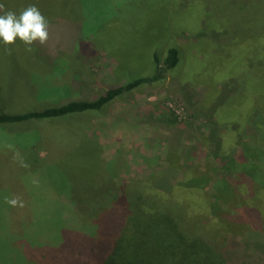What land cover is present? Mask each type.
Listing matches in <instances>:
<instances>
[{"label":"rangeland","instance_id":"374dc122","mask_svg":"<svg viewBox=\"0 0 264 264\" xmlns=\"http://www.w3.org/2000/svg\"><path fill=\"white\" fill-rule=\"evenodd\" d=\"M0 2L17 15L35 5L50 24L31 52L0 41V101L14 114L96 100L180 52L165 81L100 112L0 126V264H103L127 195L157 188L164 196L148 199L195 216L203 238L235 240L229 264H264V167L244 178L247 145L264 162L263 118H243L253 101L264 108V0ZM107 193V206L95 202ZM14 197L24 207L5 202Z\"/></svg>","mask_w":264,"mask_h":264},{"label":"trees","instance_id":"16d2710c","mask_svg":"<svg viewBox=\"0 0 264 264\" xmlns=\"http://www.w3.org/2000/svg\"><path fill=\"white\" fill-rule=\"evenodd\" d=\"M191 1L193 0H189V2ZM178 15L180 16V14ZM204 34L206 37L210 36L212 39L211 34L209 35L207 32ZM230 59L233 60L234 57H230ZM155 63L156 72L154 76L139 79L126 86L108 88L103 95L93 101L71 100L65 105L47 108L41 111L14 114L15 112L12 109L9 110L6 107L8 101L2 99L0 106L4 110L0 111L4 112L0 114V126L20 125L32 121H48L45 127H50L60 121L72 123L73 121L80 120L82 117L87 116L89 112H100L120 97L127 93L135 92L141 86L156 85L165 81L168 74L178 67L180 63V52L177 48L172 47L166 52L163 60L156 55ZM48 68L50 71L53 65H49ZM258 98L263 102L261 95L257 96L256 99L258 100ZM24 101L22 100V102ZM261 106L262 104H256L253 101L251 111L243 117L248 124L249 121L255 120L256 116L257 119L259 116L260 119L261 117L263 118V123H261L263 125H259L256 128L259 135L260 131L264 133V108L261 110ZM72 115L80 116L64 120ZM250 146L252 147V151L248 149L249 145L246 146L245 156L247 157V164L245 165L247 168L244 171V178L248 180H251L264 167V162L262 161L263 151L260 150L261 147L255 145ZM225 162H227L226 167L229 169V163L232 164V158L229 156L226 157ZM107 178L111 180V184L114 183L113 180L115 178L113 179L109 176ZM262 184L264 190V183ZM132 194L134 196L127 195L131 204L127 220L123 225L124 227L119 238L115 241L112 250L108 253L103 264H229L228 259L234 256L232 249L238 246L235 240L230 243L229 246L231 247L226 245L227 239L214 244L212 239L206 240V238L201 236V229L205 230V226L200 227L197 223L198 219L195 216L184 219L181 216V209L169 210L160 202H155L154 198L153 200L148 199L149 197L152 198V196H164L162 189L157 188L150 195L146 193V190H140ZM110 198L107 193L97 197L95 202L106 205L110 203ZM186 215H188V212ZM220 223L219 226L221 227L219 229L221 230L222 227L227 226L224 223L222 225ZM208 228L206 227V229ZM208 231L211 232V235H208L209 237L216 236L213 234L214 230L209 228Z\"/></svg>","mask_w":264,"mask_h":264},{"label":"clouds","instance_id":"9594fccd","mask_svg":"<svg viewBox=\"0 0 264 264\" xmlns=\"http://www.w3.org/2000/svg\"><path fill=\"white\" fill-rule=\"evenodd\" d=\"M49 27V21L35 5H29L17 15L0 3V41L9 46V50L16 45L17 40L26 45L29 52L33 51L36 43L47 44ZM5 202L12 207H24L19 197L6 198Z\"/></svg>","mask_w":264,"mask_h":264},{"label":"crops","instance_id":"0c3cea01","mask_svg":"<svg viewBox=\"0 0 264 264\" xmlns=\"http://www.w3.org/2000/svg\"><path fill=\"white\" fill-rule=\"evenodd\" d=\"M115 130L117 129V124L114 125Z\"/></svg>","mask_w":264,"mask_h":264}]
</instances>
